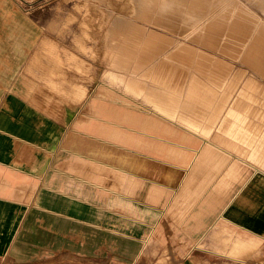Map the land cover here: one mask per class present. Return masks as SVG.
Segmentation results:
<instances>
[{
    "label": "crops",
    "instance_id": "obj_1",
    "mask_svg": "<svg viewBox=\"0 0 264 264\" xmlns=\"http://www.w3.org/2000/svg\"><path fill=\"white\" fill-rule=\"evenodd\" d=\"M3 1L0 214L1 206L13 211L21 204L26 211L19 230L11 234L12 246L0 247V257L11 254L16 262L0 260V264H36L40 255L48 256L41 264H145L134 258L128 261L145 249L161 246L153 231L161 233L168 225L175 229L173 212L181 211L187 218L194 213L192 228L208 223L207 210L219 196L211 192L219 189L216 180L223 173L206 188L200 187L199 175L203 168L220 165L210 155L217 145H205L211 141L204 139V146L196 149L192 137L180 139L177 120L164 115L138 120L134 115L123 124L114 115L111 123V104L94 96L98 92L83 93L84 101L89 99L85 109L69 104L67 98L61 100L62 106H70L52 115L38 108L23 97L26 88L18 85L19 70L34 46L35 24L25 14L3 6ZM122 109L134 110L130 104ZM121 134V141L110 138ZM100 166H106V177ZM236 189L218 216L251 233L264 234L260 219L264 172L255 168ZM196 190L206 192L196 194ZM22 197L26 202L17 203ZM100 209L107 218L100 219ZM100 224L108 231H100ZM253 242L232 239L230 254L225 256L240 257L254 247Z\"/></svg>",
    "mask_w": 264,
    "mask_h": 264
},
{
    "label": "rangeland",
    "instance_id": "obj_2",
    "mask_svg": "<svg viewBox=\"0 0 264 264\" xmlns=\"http://www.w3.org/2000/svg\"><path fill=\"white\" fill-rule=\"evenodd\" d=\"M158 1L4 0L3 6L25 14L35 24L34 46L19 70L22 78L18 85L26 88L23 97L51 115L71 103L85 109L89 99L85 102L83 93L98 92L94 96L111 104V123H115L114 115L119 118V124L127 123L134 115L137 120L149 115H164L177 120L180 139L192 137L196 149L204 146V138L211 141L205 145L218 146L211 147L210 155L220 165L203 168L199 175L203 180L200 187L206 188L215 176L223 173L216 180L220 183L219 189L211 192L219 196L211 201L207 210L208 223L192 228L190 221L197 218L194 213L187 218L181 211L173 212L170 218L175 229L168 225L161 233L153 231L161 246L154 245L142 254L132 255L128 262L134 258L135 262L141 260L145 264H264V234L251 233L218 216V210L230 201L244 178L253 174L255 168L264 172V78L252 69L249 60L230 61L212 52L217 55V60L212 62L203 52L195 54L194 49H205L203 43L165 30L167 25L178 24L180 10L189 11L184 5L181 9H171L183 0H169L172 3L169 7H160ZM153 2L155 6L150 7ZM201 2L203 7L209 6V0ZM159 10H166L169 15L170 24L166 23L164 29L151 19ZM184 18L190 20L191 14ZM179 24L184 22L179 21ZM160 34L169 38H160ZM176 39L179 45L174 44ZM65 98L69 104L62 106L61 100ZM128 104L134 110L122 109ZM122 135L110 138L121 141L118 137ZM218 148L228 150L233 156ZM99 170L101 175L107 176L106 166H100ZM194 192L199 194L206 190ZM26 200L22 197L17 203L23 204ZM12 209L1 206L0 230L4 237L0 239V247L12 246L11 234L19 230L25 216L26 206L20 204ZM99 215L100 219L108 216L101 209ZM260 219L264 221V214ZM107 229L99 225L100 231ZM235 238L251 239L255 245L240 257H227L231 240ZM1 257L3 262H16L11 254ZM38 257L40 260L36 259V264H41L42 258L48 256L35 258Z\"/></svg>",
    "mask_w": 264,
    "mask_h": 264
},
{
    "label": "bare ground",
    "instance_id": "obj_3",
    "mask_svg": "<svg viewBox=\"0 0 264 264\" xmlns=\"http://www.w3.org/2000/svg\"><path fill=\"white\" fill-rule=\"evenodd\" d=\"M158 5L160 7H169L170 5H172V3L169 0H165V2L163 0H159ZM181 5H184L185 9H189V11L185 12V11L180 10L179 14H177L178 24H170L167 21V19L169 18L168 17L169 15H168V12H166V10H159L155 16L151 17V19L154 20V23L157 26H160V28H162V29H164V25L166 23H169L170 25H167L165 28L166 31H171L172 33H175V35H178V36L185 38V39L187 38V40L190 39L193 41L203 43L205 46L204 47L205 49L196 48V49H194L195 54L203 52V54L207 56L208 60L212 61V62L217 60V59H215V56H217V55H220V56H222V57H224L230 61L232 59L238 60L239 58L243 59V60L244 59L249 60L251 62L252 69L255 72H258L259 74H261V76L264 78V0H209V6H208L209 8L203 7L201 0H183L182 3L173 6L171 9H174V8L181 9V7H180ZM149 6L154 7L155 3L154 2L150 3ZM206 8H208V9H206ZM152 9H154V8H152ZM168 10H170V9H168ZM159 12H160V14H159ZM196 13H198V14L196 15ZM187 14H191L190 20H186L184 18V16H186ZM174 17H176V16H174ZM179 21H183L184 24H179ZM142 36H141V38H142ZM159 37L164 38V39L169 38L166 34L165 35L160 34ZM160 40H162V39H160ZM170 41H172V40H170ZM140 42H138V43H140ZM165 42L166 41H164L162 43H165ZM174 44H178V40L174 41ZM159 47H161V49H162V46L159 45ZM176 48H178V47H176ZM212 52H214L217 55H215ZM151 54H153V53H151ZM158 54H160V53H158ZM177 55H179V54H177ZM170 57H168V58H170ZM172 57H174V56H172ZM177 58H178V56H177ZM174 65H176V64H174ZM248 65H246V67ZM182 68H184V67H182ZM250 69L251 68H249V70ZM253 70H252V72L254 73ZM193 74H195V73H193ZM105 75H106V73H105ZM258 76L260 77V75H258ZM195 78H196V76H195ZM229 80H230V78H229ZM141 81H143V80H141ZM192 82H194V81H192ZM259 82H260V80H259ZM133 84L134 83L132 82V85ZM127 86H129L128 82H127ZM263 86H264V84H263ZM225 87H224V89H225ZM130 88H132V87H130ZM240 91H241V89H240ZM261 91H262V89H261ZM133 92H135V91L133 90ZM233 93H234V91H233ZM173 96H175V94ZM195 97H197V96H195ZM189 98L193 99L192 97H189ZM246 100H247V98H246ZM142 101H144V100H142ZM199 103H201V102H199ZM225 104H227V103H225ZM239 104H240V102H239ZM251 111H252V109H251ZM181 117H184L183 114L181 115ZM252 121L253 120H251V122ZM244 124H246V123H244ZM260 131H261V128H260ZM246 135H247V133H246ZM204 139H206V138H204ZM251 139H250V141H252ZM245 140H246V138H245ZM248 140H249V137H248ZM260 212H264V210H260Z\"/></svg>",
    "mask_w": 264,
    "mask_h": 264
}]
</instances>
